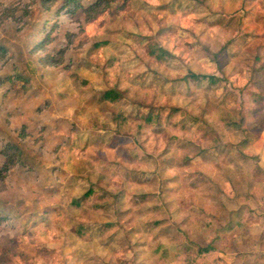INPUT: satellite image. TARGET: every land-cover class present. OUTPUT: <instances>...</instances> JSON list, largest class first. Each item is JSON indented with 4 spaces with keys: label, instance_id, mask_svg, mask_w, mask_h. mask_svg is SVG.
<instances>
[{
    "label": "clouds",
    "instance_id": "obj_1",
    "mask_svg": "<svg viewBox=\"0 0 264 264\" xmlns=\"http://www.w3.org/2000/svg\"><path fill=\"white\" fill-rule=\"evenodd\" d=\"M28 8L0 26V264H264V0Z\"/></svg>",
    "mask_w": 264,
    "mask_h": 264
},
{
    "label": "rangeland",
    "instance_id": "obj_2",
    "mask_svg": "<svg viewBox=\"0 0 264 264\" xmlns=\"http://www.w3.org/2000/svg\"><path fill=\"white\" fill-rule=\"evenodd\" d=\"M36 0H14V4L16 7H13L11 9H7L4 11H0V26L3 25L6 16H11L12 21H22L26 16L29 15V8L28 5L30 3H35ZM135 2V0H116L112 4L114 5V10H122L129 6L130 3ZM181 0H170V4L175 3L179 4ZM201 3L204 2V0H200ZM3 3V0H0V4ZM169 5H162V7H167ZM17 7L19 8V15H16ZM84 12V10H78L75 14ZM167 30H171L169 27ZM160 31H165V29H161ZM252 83L260 89H264V65H261L259 68H253L252 69ZM261 97H256V102L259 104ZM259 111L258 108L252 110V115L256 116L257 112ZM260 124L264 125V117L260 119Z\"/></svg>",
    "mask_w": 264,
    "mask_h": 264
},
{
    "label": "trees",
    "instance_id": "obj_3",
    "mask_svg": "<svg viewBox=\"0 0 264 264\" xmlns=\"http://www.w3.org/2000/svg\"><path fill=\"white\" fill-rule=\"evenodd\" d=\"M116 0H62L64 8L69 10L71 14H75L78 10H84L86 14H92L96 10L112 4Z\"/></svg>",
    "mask_w": 264,
    "mask_h": 264
}]
</instances>
